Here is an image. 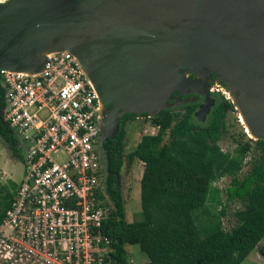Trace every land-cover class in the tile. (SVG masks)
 <instances>
[{"label":"water","instance_id":"water-1","mask_svg":"<svg viewBox=\"0 0 264 264\" xmlns=\"http://www.w3.org/2000/svg\"><path fill=\"white\" fill-rule=\"evenodd\" d=\"M80 1L34 0L14 6L12 17L0 14V69L40 70L45 57L34 47L62 38L63 50L90 60L102 136L113 139L123 116L154 117L190 83L162 59L176 42L201 72L216 75L208 63L225 71L258 128L255 139L264 138V0H103L96 15ZM212 104L206 98L194 116L203 121Z\"/></svg>","mask_w":264,"mask_h":264},{"label":"built area","instance_id":"built-area-1","mask_svg":"<svg viewBox=\"0 0 264 264\" xmlns=\"http://www.w3.org/2000/svg\"><path fill=\"white\" fill-rule=\"evenodd\" d=\"M0 104L22 165L0 220V264H115L103 107L77 57L55 51L36 72L0 69Z\"/></svg>","mask_w":264,"mask_h":264},{"label":"trees","instance_id":"trees-1","mask_svg":"<svg viewBox=\"0 0 264 264\" xmlns=\"http://www.w3.org/2000/svg\"><path fill=\"white\" fill-rule=\"evenodd\" d=\"M224 106L233 108L225 100L215 105L202 128L191 120L195 105H186L182 113L165 109L148 118L156 133L142 135L126 155L129 164H142L139 222L124 221V206L116 185L122 164L124 123L135 115L123 116L115 137L105 138V185L113 209L104 234L110 239L115 264H128L126 245H137L145 254L147 262L142 264H240L255 248L264 258V246L257 247L264 237V138L253 140L252 148L248 142L239 145L237 159L223 152L217 142L225 130ZM0 137L11 155L18 156L13 140L1 125ZM251 150L255 154L248 170L239 177ZM221 178L229 180L224 189L225 201L239 204L229 231L221 227L222 210L218 214L206 210L209 203L220 204L213 184ZM11 198L0 208V220Z\"/></svg>","mask_w":264,"mask_h":264},{"label":"rangeland","instance_id":"rangeland-1","mask_svg":"<svg viewBox=\"0 0 264 264\" xmlns=\"http://www.w3.org/2000/svg\"><path fill=\"white\" fill-rule=\"evenodd\" d=\"M0 1L6 2L8 0ZM192 75H194V78H192ZM210 75L216 77V75L209 74L205 71L201 72L200 76L189 72L188 78L190 79V83L184 87L182 90L183 93L180 94L178 100H176L177 92L173 93L172 96L174 99L169 100L166 103L167 106H169L168 110L182 113L183 107L186 105H196L197 109L191 115V120L196 127L202 128L204 122L199 121L194 114L198 111L206 98L212 100L214 105L222 103L223 100L232 104L231 97L228 96L229 92L227 91L226 93L224 89V84L219 82V79L218 81L217 78L210 77ZM196 77H198V81H195ZM208 78L211 80V83L207 82ZM232 107L233 108L230 109L224 106L225 117L223 123L225 130L224 133L220 135L217 144L223 152H227L230 156L237 159L239 157V154L237 153L238 146L248 142L252 148V141L254 139H251L244 134L243 131L245 130L242 129L244 127L239 119V113L235 106L232 105ZM206 115H208V113ZM148 118L147 114H142L137 118L124 123L125 134L122 146V164L116 175V185L122 197L124 221L127 223L139 222L142 219L139 205V179L142 173V164L138 161H133L129 164L126 155L134 149L136 142L142 135H148L151 133L155 134L156 128L152 127ZM166 140L167 137L164 136L163 141ZM254 154L255 153L252 150L246 154L244 162L247 164L242 167L241 172L238 175L239 177L247 172L248 163ZM21 177L22 165L20 161V152L18 153V156H12L8 144L0 137V208L8 201V197L12 196ZM228 181L227 178H221L213 184L218 190L220 204L216 205L209 203L206 207V210L211 214H218L219 211H223V215L219 217V220L224 231H229L234 225L232 214L239 208L238 203L225 201L224 189L228 186ZM197 221L200 222L199 216ZM258 246H264V237L260 240L257 247ZM124 249L127 254L126 260L128 264H142L147 262V257L139 251L137 245H126ZM253 251L257 254L256 248ZM249 257L254 258L253 252L249 254ZM252 258H249V260H243L240 264H253L252 261L254 260ZM261 262L264 263L262 260Z\"/></svg>","mask_w":264,"mask_h":264},{"label":"bare ground","instance_id":"bare-ground-1","mask_svg":"<svg viewBox=\"0 0 264 264\" xmlns=\"http://www.w3.org/2000/svg\"><path fill=\"white\" fill-rule=\"evenodd\" d=\"M32 1L34 0H8L6 2L0 1V14L5 15L7 17H12L15 11L13 9L14 6H26ZM102 2L103 0H81L79 6L89 11V13H91L92 15H96L98 6ZM61 39L62 38H49L47 40L42 41L34 47V55L37 57H46L52 52L61 50L63 51L65 43L62 42ZM162 59L166 61L168 67H175L177 69H181L185 78L189 77V71H192L198 76H200V67L196 63L188 60L185 53L177 46L176 42L172 43L170 50L164 54ZM80 63L86 77L89 79V82L94 85L93 77L89 71V63H91L90 60L84 58L80 60ZM207 69L210 72L216 73L218 79L226 85V89L229 92V96L231 97V100L239 113V119L245 129L246 134L250 138L255 139L257 136H259V131L254 121L248 116V111L243 99V95L235 91L229 77L219 65L215 63H208ZM96 80L100 84L103 83L102 78L99 75L96 76ZM117 108L118 103L115 102L112 111H115ZM123 111L133 112L134 110L124 109ZM134 112L138 113L136 111Z\"/></svg>","mask_w":264,"mask_h":264},{"label":"flooded vegetation","instance_id":"flooded-vegetation-1","mask_svg":"<svg viewBox=\"0 0 264 264\" xmlns=\"http://www.w3.org/2000/svg\"><path fill=\"white\" fill-rule=\"evenodd\" d=\"M196 74V73H195ZM197 75V74H196ZM210 77H214L213 75H210ZM192 78H194V75H192ZM197 79H198V77H196ZM214 78H217V80H218V77L216 76V77H214ZM219 81V80H218ZM206 82V81H205ZM207 82L208 83H211V80L208 78V80H207ZM219 82H221V81H219ZM207 83V84H208ZM222 83V82H221ZM224 84V83H223ZM224 89H225V91H226V93H227V90H226V85L224 84ZM226 95H228V94H226ZM229 96V95H228ZM212 101V100H211ZM213 102V101H212ZM232 102V101H231ZM219 104H221V103H219ZM231 104V103H230ZM188 105H192V104H188ZM215 105H218V104H215ZM214 104H212V106L210 107V109H209V112H208V115H206L205 116V118H204V120H203V122H204V124L206 123V121H207V118H208V116H209V114H210V111H211V109L215 106ZM232 105L234 106V104H233V102H232ZM197 108H196V105H195V110H196ZM194 110V111H195ZM194 113V112H193ZM138 116H136V117H134V118H137ZM121 120V119H120ZM120 120H119V122H120ZM128 122V121H127ZM1 125V124H0ZM2 126V125H1ZM4 129L6 130V132H7V134L9 135V137L13 140V144H14V148L16 149V151H17V153H19V149H18V146H19V144H18V142H16L11 136H10V134H9V132H8V130L4 127ZM244 129V128H243ZM245 130V129H244ZM244 133H245V131H244ZM246 134V133H245ZM247 135V134H246ZM248 136V135H247ZM250 138V137H249ZM251 139H253V138H251ZM103 144V143H102ZM104 151V150H103ZM104 158H105V153H104ZM105 167H106V160H105ZM121 168V167H120ZM120 170V169H119Z\"/></svg>","mask_w":264,"mask_h":264},{"label":"crops","instance_id":"crops-1","mask_svg":"<svg viewBox=\"0 0 264 264\" xmlns=\"http://www.w3.org/2000/svg\"><path fill=\"white\" fill-rule=\"evenodd\" d=\"M156 133V132H155ZM148 135H154V134H148ZM139 141V140H138ZM138 141L136 142V144L138 143ZM135 144V145H136ZM251 252H253V257L254 258H252V257H249V254L251 253ZM247 256H246V258L244 259V260H249V258H252L254 261H252V263L253 264H264V263H262L261 262V260L262 261H264V258H262L261 256H259V255H257L256 253H255V251H251ZM257 252V251H256ZM252 259H250V260H252ZM251 262V261H250Z\"/></svg>","mask_w":264,"mask_h":264}]
</instances>
